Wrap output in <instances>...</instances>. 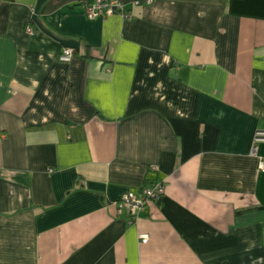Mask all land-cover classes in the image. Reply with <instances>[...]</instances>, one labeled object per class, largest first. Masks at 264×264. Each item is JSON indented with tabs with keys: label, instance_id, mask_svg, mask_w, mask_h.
<instances>
[{
	"label": "crops",
	"instance_id": "1",
	"mask_svg": "<svg viewBox=\"0 0 264 264\" xmlns=\"http://www.w3.org/2000/svg\"><path fill=\"white\" fill-rule=\"evenodd\" d=\"M90 1L0 0V264H264V0Z\"/></svg>",
	"mask_w": 264,
	"mask_h": 264
},
{
	"label": "built area",
	"instance_id": "2",
	"mask_svg": "<svg viewBox=\"0 0 264 264\" xmlns=\"http://www.w3.org/2000/svg\"><path fill=\"white\" fill-rule=\"evenodd\" d=\"M84 12L90 17L95 18L100 15H113L120 14L124 18H129L131 13L126 7L119 3L117 0H92L85 3ZM74 52L72 47H64L61 52V58H68ZM264 141V126L261 129L256 130L254 133L252 152L257 153V143ZM258 167L261 171H264V155H259ZM166 191L164 183L160 180H155L150 184H146L141 188V195L138 196L133 190L126 191L119 201V209L125 211L130 217V220L135 218V215L140 209L151 200H156L161 197ZM142 240H147V235H141Z\"/></svg>",
	"mask_w": 264,
	"mask_h": 264
},
{
	"label": "rangeland",
	"instance_id": "3",
	"mask_svg": "<svg viewBox=\"0 0 264 264\" xmlns=\"http://www.w3.org/2000/svg\"><path fill=\"white\" fill-rule=\"evenodd\" d=\"M73 55V54H72ZM72 55H70V57H68V58H62L63 60H69L71 57H72Z\"/></svg>",
	"mask_w": 264,
	"mask_h": 264
},
{
	"label": "trees",
	"instance_id": "4",
	"mask_svg": "<svg viewBox=\"0 0 264 264\" xmlns=\"http://www.w3.org/2000/svg\"><path fill=\"white\" fill-rule=\"evenodd\" d=\"M155 180H153L152 182H154Z\"/></svg>",
	"mask_w": 264,
	"mask_h": 264
}]
</instances>
